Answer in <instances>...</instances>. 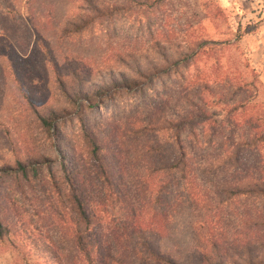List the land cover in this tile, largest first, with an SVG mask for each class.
<instances>
[{
	"label": "rangeland",
	"instance_id": "1",
	"mask_svg": "<svg viewBox=\"0 0 264 264\" xmlns=\"http://www.w3.org/2000/svg\"><path fill=\"white\" fill-rule=\"evenodd\" d=\"M30 1L0 0V5L15 7L19 20L29 22ZM35 1L37 14L30 22L41 25L52 47L76 59L83 71L87 83L80 88L93 98L94 108H82L81 116L97 130L114 183L126 186L132 206H151L155 180L149 169L185 152L192 181L177 193L187 203L171 204L167 221L181 256L193 253L186 264H200L194 256L202 251L216 257L209 243L214 237L233 244L239 264H251V258L264 264V225H258L264 221V192L253 190L264 185V0ZM19 28L26 31L21 22ZM25 36L16 49L29 60L28 80L37 92L33 85L55 73L36 35ZM58 63L60 72L71 69ZM97 88L107 94L97 97ZM5 94L18 108L23 105L12 88ZM39 98L49 106L67 103L74 111L69 105L75 102L60 96ZM74 124L77 133L79 120ZM3 129L0 164L13 162V144H23ZM245 141L250 143L245 149L238 146ZM36 143L32 134L26 138L25 145L37 152ZM169 176L163 175L172 181ZM233 186L246 192L229 195ZM90 188L98 200L100 186ZM55 215L40 192L1 176L0 264H54L37 253L24 224L46 235L66 264L76 261L70 227Z\"/></svg>",
	"mask_w": 264,
	"mask_h": 264
},
{
	"label": "trees",
	"instance_id": "2",
	"mask_svg": "<svg viewBox=\"0 0 264 264\" xmlns=\"http://www.w3.org/2000/svg\"><path fill=\"white\" fill-rule=\"evenodd\" d=\"M33 5H36L35 0L29 2V22L22 18L19 20L15 7L0 5V126L4 127L3 133L7 138L14 133L18 138H23V144H13V162L0 164V177L12 176L22 189L40 192L58 221L70 227V239L78 256L71 264H186L185 259L192 257L193 253L186 252L187 257L181 256L179 243L169 231L167 220L171 218L170 205L181 203L182 193L179 196L177 192L192 181L188 154L182 152L179 157L164 160L162 167L154 165L149 169L155 180L151 206L148 209L145 206L133 207L131 199L124 192L126 186L122 182L119 185L114 183L107 166L104 143L99 139L97 130L81 116L83 111L94 108L93 98L80 88L87 83L82 77L83 71L76 59L62 55L52 47L41 25L30 22L37 14ZM4 21L12 23V26L4 24ZM20 22L26 31L19 28ZM25 35L30 38L36 35L44 58L51 63L55 73L51 78H43L41 83H34L33 88H37V92L32 90L28 80L29 70L25 66L29 60L16 49ZM58 60L71 69L60 72ZM36 69L34 65L33 72ZM143 75L145 78L151 76ZM119 82L113 80L116 87L120 85ZM133 82L138 84L139 81ZM11 88L22 101L23 105L19 108L5 94ZM96 92L97 97L107 94L104 88ZM41 93L52 94L54 98L57 95L72 103L80 100L81 103L69 105L74 107V111H69L67 103L49 106L39 98ZM75 119L80 122L77 133L74 130ZM30 134L32 142L37 141V152L25 145ZM240 144L238 146H244V149L250 145L247 141ZM167 174H173L169 176L172 181L163 177ZM88 175L93 177L88 180ZM96 183L100 186L98 200H95V191L90 188ZM253 190L264 192V185L258 184ZM226 192L236 197L246 189L233 186ZM185 203L183 201L181 204ZM109 211L107 217L106 212ZM122 219L123 222L120 221ZM207 223L210 224V221L207 220ZM258 225H264V221ZM24 226L26 237L37 253L47 258L49 263L66 264L63 255L46 235L34 233L30 225L28 228L27 224ZM4 234L5 227L0 220V235ZM214 238L209 243L221 254L216 250V257H211L202 251L199 258L194 256V259L200 264H239L235 261L237 255L231 250L233 244L222 242L225 238ZM224 255L227 257L223 258ZM252 260L249 262L254 264Z\"/></svg>",
	"mask_w": 264,
	"mask_h": 264
}]
</instances>
